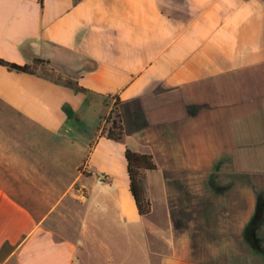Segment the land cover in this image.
I'll use <instances>...</instances> for the list:
<instances>
[{
	"label": "crops",
	"instance_id": "obj_1",
	"mask_svg": "<svg viewBox=\"0 0 264 264\" xmlns=\"http://www.w3.org/2000/svg\"><path fill=\"white\" fill-rule=\"evenodd\" d=\"M0 58H40L117 96L125 131L119 143L101 136L114 100L88 106L44 73L0 65V264H133L124 256L131 221L148 216L130 191L128 140L154 155V172L207 174L219 158L220 170L235 174L237 204L248 206L238 219L256 212L264 0H0ZM168 155L172 164L160 163ZM155 250L158 264H204L177 246Z\"/></svg>",
	"mask_w": 264,
	"mask_h": 264
},
{
	"label": "rangeland",
	"instance_id": "obj_2",
	"mask_svg": "<svg viewBox=\"0 0 264 264\" xmlns=\"http://www.w3.org/2000/svg\"><path fill=\"white\" fill-rule=\"evenodd\" d=\"M50 70V65L37 68L44 74ZM128 144L135 149L131 141ZM159 159L163 165H170L174 158L168 155ZM175 159L180 163L188 159L191 164H202V157ZM224 164L231 165L229 161ZM235 178L233 172L220 170L219 158L207 174L148 172L144 188L152 212L146 220L131 221V244L124 256L129 254L133 264H145L151 258L152 264H158L156 248L161 246L163 255H167L177 246L179 255L204 264H264V188L259 190L252 218L239 220L238 210H246L248 206L237 204ZM246 213L243 211V217L249 216ZM160 231L162 237H155V232Z\"/></svg>",
	"mask_w": 264,
	"mask_h": 264
},
{
	"label": "trees",
	"instance_id": "obj_3",
	"mask_svg": "<svg viewBox=\"0 0 264 264\" xmlns=\"http://www.w3.org/2000/svg\"><path fill=\"white\" fill-rule=\"evenodd\" d=\"M40 3L43 4V0H40ZM49 64V61L40 58H35L31 63L25 65H19L0 58V65L7 67L10 70L32 75L38 74L37 68L39 66H46ZM44 75L55 82L71 88L76 93L83 94L86 97L85 102L88 106H92L100 101L104 102L106 105H110L111 101L114 100L110 114L105 117L104 124L101 125L99 129L102 137H106L107 139L118 143L124 141L125 131L119 112L120 99L117 96L103 95L84 88L79 85L77 80L70 77H64L52 69ZM65 110L69 119L74 118L78 120V116L69 106H66ZM125 159L129 176L130 191L136 203L138 212L141 216H150L152 212V203L145 191L144 181L148 172L156 171L158 169L155 157L151 153H141L126 147Z\"/></svg>",
	"mask_w": 264,
	"mask_h": 264
}]
</instances>
